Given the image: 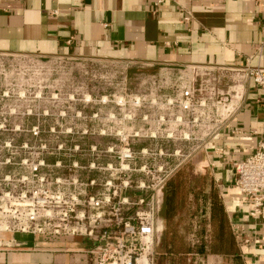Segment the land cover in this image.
I'll return each instance as SVG.
<instances>
[{
  "label": "rangeland",
  "instance_id": "rangeland-1",
  "mask_svg": "<svg viewBox=\"0 0 264 264\" xmlns=\"http://www.w3.org/2000/svg\"><path fill=\"white\" fill-rule=\"evenodd\" d=\"M244 84V75L232 67L0 54V207L10 209V202L22 214L20 198L29 199L38 179H59L64 201L78 198L76 216L95 234L120 233L121 218H132L138 231L143 223L150 232L134 238L133 259L154 261L166 239L165 184L158 182L202 159L236 110ZM186 90L192 95L189 110L182 108ZM39 164L35 178L31 169ZM107 195L111 204L98 210L85 202ZM6 220L0 219V228ZM181 220L178 230L187 234L188 215ZM128 240L123 236L126 245ZM187 264L237 263L194 256Z\"/></svg>",
  "mask_w": 264,
  "mask_h": 264
},
{
  "label": "crops",
  "instance_id": "crops-1",
  "mask_svg": "<svg viewBox=\"0 0 264 264\" xmlns=\"http://www.w3.org/2000/svg\"><path fill=\"white\" fill-rule=\"evenodd\" d=\"M154 1L0 0V54L264 68V0ZM263 128L264 91L245 81L236 110L192 164L214 182L241 264H264V217H251L234 189L233 163L256 151ZM94 245L83 235L0 232V264H93Z\"/></svg>",
  "mask_w": 264,
  "mask_h": 264
},
{
  "label": "built area",
  "instance_id": "built-area-1",
  "mask_svg": "<svg viewBox=\"0 0 264 264\" xmlns=\"http://www.w3.org/2000/svg\"><path fill=\"white\" fill-rule=\"evenodd\" d=\"M166 1L170 0H155L153 5L157 7ZM235 69L244 75L245 81H252L256 87L264 91V68L245 66ZM182 96L184 98L182 108L183 110H189L193 106L190 91L186 90ZM221 126L216 130V133ZM34 135H37V132H34ZM262 136L263 139L252 155L242 161L233 163L235 174L233 187L241 196L250 200L249 215L251 217H264V128ZM41 165H34L31 169L35 178ZM169 177L170 175L166 174L165 178L158 182V186L163 187ZM37 183V186L30 192L29 199H26L25 196L22 199L20 198L21 202L24 203L23 206L18 203V206H22L24 210L22 214H17L15 207L9 202L10 197L8 195L4 196L6 201L9 202L10 209L4 211L6 207H0L2 211L0 219H7L2 224L4 227L0 228L1 231L51 236L83 235L95 242V245L89 251L93 264H139L140 259H133V251L136 249L134 238L148 231L143 223L140 222L141 227L138 231L132 225V218H121L122 231L120 233H111L105 230L95 234L92 228L84 227L76 216L75 204H78V198L72 196L70 204L64 201V195L59 190L62 185L61 180L55 179L48 183L42 177L37 180ZM51 185L56 187V190L52 191L50 189ZM2 201L6 202L5 199ZM85 202L90 209L98 210L103 205H110L111 197L109 195L102 199L91 197ZM100 216L101 212L96 215V218H100ZM20 218L23 220L15 223V220ZM139 220H142V218H139ZM123 236L129 238L128 245L123 241ZM145 262V264H153V259Z\"/></svg>",
  "mask_w": 264,
  "mask_h": 264
},
{
  "label": "trees",
  "instance_id": "trees-1",
  "mask_svg": "<svg viewBox=\"0 0 264 264\" xmlns=\"http://www.w3.org/2000/svg\"><path fill=\"white\" fill-rule=\"evenodd\" d=\"M164 187L166 239L153 264H187L194 256H221L241 264L235 234L212 178L194 174L188 164L167 179ZM183 192L184 202H180L178 195ZM183 213L188 215L187 234L178 230Z\"/></svg>",
  "mask_w": 264,
  "mask_h": 264
},
{
  "label": "bare ground",
  "instance_id": "bare-ground-1",
  "mask_svg": "<svg viewBox=\"0 0 264 264\" xmlns=\"http://www.w3.org/2000/svg\"><path fill=\"white\" fill-rule=\"evenodd\" d=\"M145 263H146L145 259L144 260L142 259V260L139 261V264H145Z\"/></svg>",
  "mask_w": 264,
  "mask_h": 264
}]
</instances>
